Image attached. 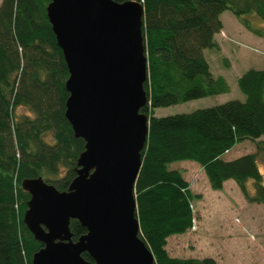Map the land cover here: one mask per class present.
Listing matches in <instances>:
<instances>
[{
    "label": "trees",
    "instance_id": "16d2710c",
    "mask_svg": "<svg viewBox=\"0 0 264 264\" xmlns=\"http://www.w3.org/2000/svg\"><path fill=\"white\" fill-rule=\"evenodd\" d=\"M122 3L129 0H114ZM144 9L142 34L148 62L144 83L148 135L135 182L138 236L156 264H219L213 257L170 256L167 239L194 226L192 203L199 198L181 171L170 164L197 162L213 190L233 180L246 200L264 204V69L237 79L244 100L231 99L190 112L157 116L159 107L229 92L204 56L218 51L221 15L230 12L254 35L247 15L264 22V0H134ZM50 0H2L0 4V264H32L42 244L23 222L29 193L24 178L41 176L66 190L76 175L84 140L74 137L64 115L68 70L47 20ZM32 117H14L18 106ZM252 141V152L229 157L234 146ZM249 182L254 186L249 191ZM72 239L86 232L70 221ZM83 258L92 261L87 252Z\"/></svg>",
    "mask_w": 264,
    "mask_h": 264
},
{
    "label": "water",
    "instance_id": "95a60500",
    "mask_svg": "<svg viewBox=\"0 0 264 264\" xmlns=\"http://www.w3.org/2000/svg\"><path fill=\"white\" fill-rule=\"evenodd\" d=\"M46 16L68 70L64 115L84 150L66 190L41 176L21 181L23 222L42 244L32 264H156L138 236L135 198L148 135L143 6L50 0ZM73 219L86 228L76 240Z\"/></svg>",
    "mask_w": 264,
    "mask_h": 264
},
{
    "label": "rangeland",
    "instance_id": "374dc122",
    "mask_svg": "<svg viewBox=\"0 0 264 264\" xmlns=\"http://www.w3.org/2000/svg\"><path fill=\"white\" fill-rule=\"evenodd\" d=\"M246 17L252 29L262 33L263 37L246 30L230 12H225L221 16L225 37L221 32L215 37L222 42V48L204 51L211 72L226 80L229 92L159 107L155 110L157 116L190 112L231 99H245L237 79L249 69H264V22L253 14ZM27 115L33 116L22 105L14 111L17 120ZM254 148L255 143L246 140L234 146L228 156L236 157ZM259 157L264 174V154ZM186 161L193 165L186 166L183 173L190 180L193 193L200 197L192 203L194 228L167 239L166 249L170 256L213 257L219 264H264V204L248 202L233 180L227 181L220 190L211 189L197 162L177 161L170 164V168L181 171L179 166H185L182 162ZM249 184V191H253L254 186Z\"/></svg>",
    "mask_w": 264,
    "mask_h": 264
},
{
    "label": "crops",
    "instance_id": "0c3cea01",
    "mask_svg": "<svg viewBox=\"0 0 264 264\" xmlns=\"http://www.w3.org/2000/svg\"><path fill=\"white\" fill-rule=\"evenodd\" d=\"M1 1H2V0H0V4H1ZM224 13H225V12H224ZM224 13H223V14H224ZM223 14H222V15H223ZM222 15H221V16H222ZM221 21H222V20H221ZM222 25H223V23H222ZM222 31H223V28H222ZM215 41H216V43L219 45V48L221 49V48H222V45H221L222 42L217 41L216 38H215ZM208 64H209V67H210V62H209V60H208ZM212 74H213V73H212ZM213 75H214V74H213ZM214 76H215V75H214ZM252 151H253V150H251V152H252ZM244 153H245V152H244ZM242 154H243V153H242ZM240 155H241V154H239V155H237V156H240ZM237 156H236V157H237ZM182 163H186L185 166H184V164L181 165V166H179V167L181 168V173H182V175H184L185 173H183V171H184V169L186 168V166H192L193 164H192V162H187V161H186V162H182ZM190 163H191V164H190ZM199 167H200V166H199ZM200 169H202V168L200 167ZM183 177H184L188 182L190 181L185 175H184ZM226 182H227V181H226ZM226 182H225V183H226ZM189 183H190V182H189ZM225 183H224V185H225ZM223 187H224V186H223Z\"/></svg>",
    "mask_w": 264,
    "mask_h": 264
},
{
    "label": "built area",
    "instance_id": "2783aa9c",
    "mask_svg": "<svg viewBox=\"0 0 264 264\" xmlns=\"http://www.w3.org/2000/svg\"><path fill=\"white\" fill-rule=\"evenodd\" d=\"M192 228H194V226Z\"/></svg>",
    "mask_w": 264,
    "mask_h": 264
}]
</instances>
